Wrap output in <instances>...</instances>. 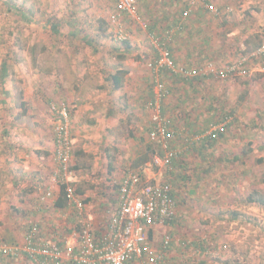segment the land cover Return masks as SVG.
I'll list each match as a JSON object with an SVG mask.
<instances>
[{
	"label": "rangeland",
	"instance_id": "374dc122",
	"mask_svg": "<svg viewBox=\"0 0 264 264\" xmlns=\"http://www.w3.org/2000/svg\"><path fill=\"white\" fill-rule=\"evenodd\" d=\"M206 1L219 13L183 18L179 0H137L136 16L114 21L115 0H0V168L11 170L0 182V237L22 242L36 222L31 211L41 205L39 194L60 191L65 175L53 107H66L70 117L67 181L84 191L98 221L114 210L123 177L140 170L132 163L151 144L147 103L160 80L168 91L164 113L182 136L172 173L152 160L143 170L148 181L170 178L179 205L177 218L157 229L154 247L170 233L166 264H264V205L248 202L254 192L264 196V73L221 80L199 71L255 50L264 36V0ZM175 22L183 28L174 29ZM153 36L181 59H174V73L150 68L157 59ZM120 68L134 72L115 90L110 76ZM211 124L224 135L208 147H187L185 138ZM7 149L10 161L3 159ZM55 201L42 207L46 227ZM0 264L27 262L0 257Z\"/></svg>",
	"mask_w": 264,
	"mask_h": 264
},
{
	"label": "built area",
	"instance_id": "2783aa9c",
	"mask_svg": "<svg viewBox=\"0 0 264 264\" xmlns=\"http://www.w3.org/2000/svg\"><path fill=\"white\" fill-rule=\"evenodd\" d=\"M187 5L185 16L190 15L194 7L218 14L219 10L206 0H181ZM116 13L114 21L122 14L136 16L138 13L137 0H115ZM122 28L118 34L122 37ZM157 59L149 64L150 68L159 72L163 69L175 72L176 65L170 49L158 38L152 37ZM264 73V36L260 47L242 56L239 60L225 67L209 66L199 70L204 76L226 80L245 77L252 71ZM181 73L192 77L197 72L180 70ZM165 83L157 80L154 84L153 97L147 103L150 111L151 126L149 140L160 148L161 155L156 154L153 162L158 167H165L169 173L173 171L174 161L181 154L176 147V141L181 132L173 119L164 113L163 102L167 97ZM57 112L56 126V159L65 175L67 211L71 217L78 219V224L70 226L69 230L51 237H44L38 223H32L27 229L22 242L11 244L0 237V257L11 260L26 259L30 264H163L167 257L173 238L170 233L162 237L161 247L157 250L153 239L158 228L169 226L178 214V200L173 189V181H148L145 173L130 170L119 185L117 205L114 210L106 212L105 230L98 234L87 218L86 199L78 194L76 188L67 180L68 163L72 154V142L69 135V112L66 107H53ZM224 127L211 124L195 139L185 138L187 147L217 137V132ZM183 140V137L181 138ZM172 176V174H170ZM172 178V177H171ZM54 197L52 189L40 197L45 203ZM55 199V198H54ZM68 219V217L66 218ZM80 226V227H79ZM184 245V243H183Z\"/></svg>",
	"mask_w": 264,
	"mask_h": 264
},
{
	"label": "crops",
	"instance_id": "0c3cea01",
	"mask_svg": "<svg viewBox=\"0 0 264 264\" xmlns=\"http://www.w3.org/2000/svg\"><path fill=\"white\" fill-rule=\"evenodd\" d=\"M179 2H180V4H181V8H182V17L183 18H185V14H184V12H185V9L187 8V5L184 3V2H182L181 0H179ZM192 13H196L195 14V17L197 18V17H200V18H202V17H205V15H206V13H208V14H210V12H208V11H206V10H204V8H202V7H194L193 8V10L191 11V13L190 14H192ZM189 16H192V15H189ZM175 24V25H174ZM173 25H174V29H177V30H180V29H182L183 28V25L182 26H180V25H178V23L177 22H175ZM196 25H199L198 23H196ZM178 27H179V29H178ZM175 60H176V62L178 61V62H180L179 60H181L180 58L178 59V57L176 56L175 58H174ZM174 61V60H173ZM175 63V62H174ZM176 64V63H175ZM193 71V70H192ZM134 72V70H132V72H129L128 73V75H130L131 76V74ZM191 72V71H190ZM127 75V76H128ZM181 75V74H180ZM181 77H183L182 75H181ZM187 80V79H186ZM8 123L10 124L9 125V129H11L10 127H11V120L10 121H8ZM18 145V144H17ZM19 146V145H18ZM9 147V146H8ZM11 148H14L15 149V147H13V146H11L10 147V150H11ZM10 150L9 149H7V150H5V153L3 154V159H6V160H8V161H10L12 158H13V156H12V154H10ZM25 171V173H27V170H24ZM11 173V170H10V168H8L7 166H5V165H3V167L2 168H0V182L3 180L4 181V179H6V178H9L8 177V175ZM41 173V172H40ZM35 176H37L38 178H39V176H38V174H35L34 175V178H35ZM21 177H23L24 179H26V177H27V175L26 174H24V175H22ZM51 189V188H50ZM58 192H59V190H58ZM43 193L44 192H41L39 195V199H37V202H38V204H41L37 209H34V210H32L31 211V213L33 214V216H36V215H38L37 216V219H36V223H38L39 224V226H40V228H41V234L44 236V237H51V235H54V234H61V233H63L64 231H67V230H69V228H70V226H75V224H78V219L76 218V217H71V216H69V214H67L66 213V211H67V209H66V211L64 210V209H62L63 211H59V210H57V212L55 211V213H54V215H52V216H48V217H54L53 218V221H52V223L48 226V227H46V224H45V217L47 216V213H46V211H47V209H46V207L45 208H42L43 207V205H45L46 203H48L47 201L45 202V203H42L41 202V199H40V197L43 195ZM57 194H55V192H54V198H55V200L57 201V197H58V195H59V193H58V195L56 196ZM84 197V196H83ZM116 203H117V201H116ZM86 208H87V218H89V220L91 221V223H92V225H93V228H94V230L98 233V234H101V232H103L104 230H105V223H106V220H107V218H106V212L104 211V212H102L103 213V215H104V218L103 219H101V221H98V218H99V216H97L94 212H92V210L91 211H89V208H88V205H86ZM51 212V211H50ZM31 214V215H32ZM40 215H42V217L41 218H39V216ZM99 215V214H98ZM103 215H102V217H103ZM68 217V219H66ZM33 219H34V217H33ZM49 222H50V219L48 220ZM32 224V223H31ZM30 224V225H31ZM29 225V226H30ZM29 226H28V228H29ZM27 228V229H28ZM67 229V230H66ZM27 231V230H26ZM26 231H25V233H26ZM25 236V235H24ZM2 238V237H1ZM10 238V237H9ZM3 239V238H2ZM24 239V238H23ZM5 240V239H4ZM6 241V240H5ZM171 254V253H170ZM167 255H169V252L167 253ZM172 255H170V257H171ZM2 258V257H1ZM3 259H5V258H3ZM18 261H24V262H27V264H30V262L28 261V260H26V259H23V260H18ZM18 261H16V262H18ZM6 262H15V260H11V259H6ZM163 264H166V263H163Z\"/></svg>",
	"mask_w": 264,
	"mask_h": 264
},
{
	"label": "trees",
	"instance_id": "16d2710c",
	"mask_svg": "<svg viewBox=\"0 0 264 264\" xmlns=\"http://www.w3.org/2000/svg\"><path fill=\"white\" fill-rule=\"evenodd\" d=\"M182 14V12H181ZM52 29L55 33H59V30H58V24H53L52 25ZM261 43L256 46L255 50H257L259 47H260ZM172 59H173V56H172ZM174 60V59H173ZM175 62V61H174ZM7 69H4V72H6ZM129 71L125 68H120V69H117L116 72L110 76V80L112 82V87L113 89L115 90H118V89H121L122 86H123V80H124V77H126L128 75ZM5 74V73H4ZM180 75V74H178ZM183 76V75H182ZM4 79L3 81L5 80L6 78V75L2 76ZM153 94V92H151V95ZM153 97V95H152ZM151 97V98H152ZM225 129H221L219 130L216 134H217V137H212V138H209L207 139V142L206 141H203L202 143V146L203 147H208L211 145V142H214L216 141V139L220 136H223L224 133H225ZM156 154H159L161 155L162 152L160 151V149H158V146H156L155 144H150L146 147V151L138 156L132 163V168L133 169H140L139 172L142 174L143 173V170H144V167L147 165V162H150L151 160L153 161V157L156 155ZM175 166H176V163H175ZM112 167V166H111ZM112 171V169L110 170V172ZM118 189H119V186H118ZM78 194H81L83 195L84 194V191L81 190V188H76ZM57 201H55V204H54V207L59 210V211H63L62 209H64L66 211L67 209V195H66V184H62L61 187H60V191H59V195L57 197ZM248 202L250 203H258L260 205H264V196L258 192H254L252 194H250V196L248 197ZM80 227V226H79Z\"/></svg>",
	"mask_w": 264,
	"mask_h": 264
}]
</instances>
